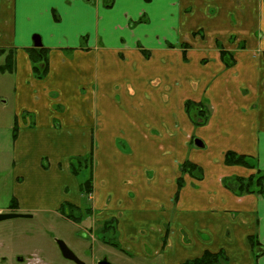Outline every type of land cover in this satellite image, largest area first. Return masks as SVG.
I'll return each instance as SVG.
<instances>
[{
    "label": "crops",
    "instance_id": "crops-1",
    "mask_svg": "<svg viewBox=\"0 0 264 264\" xmlns=\"http://www.w3.org/2000/svg\"><path fill=\"white\" fill-rule=\"evenodd\" d=\"M220 1L227 10L220 22L215 18L218 29L184 40L174 27L195 5L182 0H0V48L16 49L15 72L5 76L20 103L7 121L12 137L16 119L18 125L8 171L18 206L0 212L60 211L65 201L81 206V193L68 192L75 177L67 149L88 148L96 157L91 216L112 220L125 250L137 246L140 255H161L166 264L207 250H223L224 264H264V195H238L233 180L255 170L225 163L231 150L254 158L264 172V0H247L245 13L238 9L243 0ZM35 35L48 49L42 78L27 51L36 47ZM219 42L233 65L222 60ZM0 74L1 91L6 73ZM187 101L205 105L204 124L186 111ZM25 109L31 123L20 119ZM118 116L128 119L123 147L108 129ZM187 161L202 174L183 172Z\"/></svg>",
    "mask_w": 264,
    "mask_h": 264
},
{
    "label": "rangeland",
    "instance_id": "rangeland-1",
    "mask_svg": "<svg viewBox=\"0 0 264 264\" xmlns=\"http://www.w3.org/2000/svg\"><path fill=\"white\" fill-rule=\"evenodd\" d=\"M183 4L187 6H194L193 12L182 13L181 21L177 27L178 37L187 39L188 36H193L195 31L196 35L204 36L205 34H211L213 29L217 28V22L214 23L215 18L220 22V18L226 14L227 2L216 0L211 2L209 0H182ZM212 3V4H211ZM239 8H244L247 0L240 1ZM214 4H217L216 6ZM211 9H213L211 11ZM257 7L252 5L251 10L255 14ZM237 16H240L236 9ZM188 14V16L186 15ZM215 15V16H213ZM221 16V17H220ZM245 22V21H244ZM251 22H248V26H251ZM220 23H218L219 25ZM223 24V23H222ZM220 26H223L220 24ZM163 31L171 34L168 24L163 25ZM264 34V29L260 30ZM256 32V31H255ZM248 39L251 48L256 46L258 37ZM262 33H258L262 38ZM173 37V36H172ZM34 40V39H33ZM263 40V39H261ZM14 48L15 47H8ZM262 48V46H261ZM4 63V57H0V64ZM261 64V76L260 81L264 83V60ZM2 77L3 75L0 74ZM9 73L4 74V82L1 85L0 91V207L9 208L12 195V175L8 171L13 170L10 167V148L13 142L12 128L8 126V120H11V116L15 113L20 105L14 87L13 82L7 81L11 79L7 77ZM169 87H167L168 89ZM139 92L143 95L146 93L144 87H139ZM118 102L121 101V96H116ZM124 105V103H122ZM142 100L135 103H131L128 108L143 105ZM130 112L127 109L123 113ZM32 111L25 109L21 112V120L31 123ZM17 117V116H16ZM15 117V118H16ZM14 118V117H13ZM144 117H141V120ZM128 119L125 116L113 117V128L110 126L108 129L116 131L115 139L117 145L123 147V139L125 134V122ZM140 120V117L137 118ZM108 123V122H107ZM91 135H87L85 138H90ZM95 138V137H94ZM194 138H198L197 135ZM195 140V139H194ZM83 146H87V143H82ZM97 144V143H96ZM195 145V144H194ZM71 148V147H70ZM69 148V149H70ZM67 149L69 168L73 176L74 182H69L68 192L80 194L81 193V206L71 208L65 206L64 213L56 210H37L33 212H20L30 213L31 217H15L0 221V264L7 260L9 263H14L16 257L23 256H35L38 261L41 258L42 264H78L73 260L67 259L63 256L57 240L64 241L67 246L77 255V257L84 262V264H98V262L106 258L112 264H166L163 261L161 255H154V251L149 249V253L152 252L154 256H142L140 255V249L137 246H133L132 250H125L121 242V231L117 228L116 224L110 225L107 230H102L104 222L98 221L91 214L87 213V209L92 206L93 201L85 190L83 185L87 179L92 175V169L95 166V155L92 156V151L87 149L78 150L77 153L74 150ZM202 149V148H201ZM36 148L34 151H37ZM124 152V150H122ZM93 157V160H92ZM49 161V158L45 157L44 164ZM101 161V158L99 159ZM76 170V173L75 171ZM101 184V183H100ZM100 190V188H99ZM63 202L62 204L66 203ZM62 206V205H61ZM11 208V207H10ZM61 208V207H60ZM7 212H19V211H7ZM73 214L77 217V220L67 217V215ZM119 246H116V245ZM124 248V251L123 249ZM40 261V260H39ZM46 261V262H44ZM48 262V263H47ZM41 264V263H40Z\"/></svg>",
    "mask_w": 264,
    "mask_h": 264
},
{
    "label": "trees",
    "instance_id": "trees-1",
    "mask_svg": "<svg viewBox=\"0 0 264 264\" xmlns=\"http://www.w3.org/2000/svg\"><path fill=\"white\" fill-rule=\"evenodd\" d=\"M218 46L220 47L222 60L228 66L233 65L235 63L233 56L227 50L223 48L220 42L218 43ZM27 51L33 63V71H34V74L37 76V78H42L46 76V74L49 71V62H48V57H47L48 49L41 46V47L28 48ZM145 54L148 55L147 53ZM2 56L4 57V63L0 64V72L1 73H14L16 69V49L2 47L0 48V57ZM186 111L189 114L193 115V119L195 120V123L197 125L204 124L206 120L208 119V116H207L208 110L204 104L187 101ZM15 122L16 123L13 129L14 139L18 135L17 119ZM92 160H93V157H92ZM225 163L227 165L245 166V167L255 170L254 173L250 174L247 177L237 176L233 179L238 195H245V194L264 195V172L257 169L254 158L230 150L226 152ZM74 171L76 173V170ZM182 171L185 173H189L195 177L200 176L202 174V170L200 169L199 166L191 162H188V161L182 165ZM183 185H184V179L183 177H181L178 180L179 189H181ZM83 189L85 190V193H87L88 195L93 192V176L92 175L89 179L85 181L83 185ZM17 206H18L17 200L14 199L12 202V207L16 208ZM65 206H69L73 209L76 208L73 204L66 202L62 204L60 208L62 212L64 211ZM87 213L91 214V208L87 209ZM67 217L72 218L74 220L78 219L73 214L71 215L69 214L67 215ZM110 225H113L112 220L105 222L104 230H107V228H110L111 227ZM250 242H251L253 249H256V247L260 244L256 236H251ZM116 246H119V245L117 244ZM255 254H256V257L259 256L258 253H255ZM226 262H227V256L223 250L219 252H212V251L207 250L201 256L186 260L180 264H224Z\"/></svg>",
    "mask_w": 264,
    "mask_h": 264
},
{
    "label": "water",
    "instance_id": "water-1",
    "mask_svg": "<svg viewBox=\"0 0 264 264\" xmlns=\"http://www.w3.org/2000/svg\"><path fill=\"white\" fill-rule=\"evenodd\" d=\"M34 45L36 47L42 46L41 37L38 35L34 36ZM195 144L199 147H203L204 144L200 139H195ZM15 217H31L30 213H20V212H0V221L15 218ZM59 248L63 254V256L67 259L73 260L78 264H84L83 261H81L77 255L67 246V244L62 240H57ZM98 264H112L109 262L106 258L100 260Z\"/></svg>",
    "mask_w": 264,
    "mask_h": 264
},
{
    "label": "flooded vegetation",
    "instance_id": "flooded-vegetation-1",
    "mask_svg": "<svg viewBox=\"0 0 264 264\" xmlns=\"http://www.w3.org/2000/svg\"><path fill=\"white\" fill-rule=\"evenodd\" d=\"M35 259H36L35 256H29V257L18 256V257H16L15 264H40V263L42 264L41 261H43V260L41 258H39L38 261ZM44 262H46V261H44ZM2 264H8L7 260H5V262ZM9 264H14V263L12 262Z\"/></svg>",
    "mask_w": 264,
    "mask_h": 264
}]
</instances>
